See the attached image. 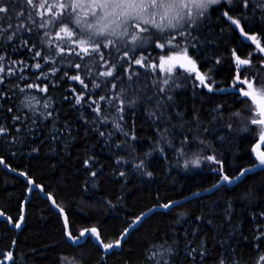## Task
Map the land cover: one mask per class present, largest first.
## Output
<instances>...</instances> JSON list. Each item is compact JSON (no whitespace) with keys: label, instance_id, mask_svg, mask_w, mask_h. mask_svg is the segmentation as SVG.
Listing matches in <instances>:
<instances>
[{"label":"trees","instance_id":"trees-1","mask_svg":"<svg viewBox=\"0 0 264 264\" xmlns=\"http://www.w3.org/2000/svg\"><path fill=\"white\" fill-rule=\"evenodd\" d=\"M262 2L249 0L245 8L240 0H234L229 15L245 16L241 26L264 44V19L258 6ZM39 3H45V8L41 9ZM56 3L57 0H34L33 7L26 0H9V6L15 7L8 19L0 21V27L11 22L13 29L9 31H17L12 41L6 39L8 33L0 35V55L5 57V73H0L4 76V83L0 84V93L4 94L0 96V125L8 129L7 135L0 136V158L4 160L0 164V261L256 264L258 255L264 254V237L255 239L258 227L264 226V216L260 215L264 213V167L247 173L234 185L223 184L171 209L154 210L130 231L120 247L110 252H105L94 236L86 235L85 241L77 245L70 242L62 213L46 198L51 195L56 206L63 209L68 232L73 236L95 227L104 243H113L145 211L216 184L219 173L213 169L218 165L203 160L204 156L215 154L223 162V172L230 177L259 162L252 152L258 139L255 127L245 125L249 117L247 104L240 102L244 98L232 88L237 72L232 53L251 60V65L241 66V77L264 75V54L223 16L229 6L223 0L210 5L205 16L199 18L198 26L188 29L191 37L177 35L165 49L156 48L149 38L129 51L130 57H146L151 65L159 64V57L168 53L169 47H188V55L197 62V71L175 67L165 85L168 74L159 67L140 66L122 58L123 45L120 51L105 50V59L116 64L114 77L98 76L106 69L100 66L102 62L93 64L90 57H85L87 69L74 55L53 57L54 64L45 63L49 49L54 51L56 45L64 43L56 38L58 28L54 24L39 27L45 20L55 18L59 9H53L50 16L47 5ZM21 11L24 17L19 16ZM28 13H32L31 18ZM32 19L35 25L31 24ZM20 20L31 27V32L17 30ZM170 34L174 33L165 36ZM36 51L41 52V57H34ZM37 62L40 69L35 67ZM73 63H81V68L76 69ZM9 67L14 69L11 75L7 74ZM53 68L58 69L54 75ZM77 73L88 88L69 78ZM197 73L206 75L213 91L201 85ZM105 81L116 83V91L125 89L123 132L115 130L112 118L117 113L106 101L100 104L111 114L109 122L105 125L93 119L90 102L106 94L114 95L111 83L105 87ZM94 83H100V88H94ZM28 85L47 86V92ZM20 88L25 91H19ZM26 95L36 98L33 110L22 103ZM77 96H83L80 103L76 102ZM45 100L50 102L47 109L43 107ZM133 100L135 105L128 107ZM116 104L119 106L118 101ZM217 106H222L219 113L214 111ZM48 112L51 116L45 115ZM237 112L240 116L234 115ZM15 115L22 120L14 121ZM97 129L105 135L100 136ZM124 132L129 135L126 137ZM185 135L195 137L188 158L199 153V166L189 164L185 168L184 158H177L179 143ZM85 161L89 163L86 165ZM141 161L143 167L138 169L136 165ZM149 171L151 176L146 174ZM30 181L40 187L29 191ZM17 223L19 228L15 227ZM168 248L172 249L171 255L165 251ZM190 248L197 249L194 260L188 255Z\"/></svg>","mask_w":264,"mask_h":264},{"label":"snow or ice","instance_id":"snow-or-ice-1","mask_svg":"<svg viewBox=\"0 0 264 264\" xmlns=\"http://www.w3.org/2000/svg\"><path fill=\"white\" fill-rule=\"evenodd\" d=\"M222 0H57L56 4L47 5V13L51 16L53 9L58 8L59 11L55 13L54 19L45 20L39 25L40 28H45L49 24H54L58 31L55 33V36L58 40L63 41V45H56L55 50L49 49L48 58L45 59V63H55L53 57H65L74 55L84 62L85 69L88 68V64L85 61V57H90L93 64L100 63V66L104 67L106 70L98 72V76L102 77H114V70L116 64L111 60L105 59V50L115 49L116 51L121 50V45L125 49L123 51V57L130 60L132 63L140 66H149L152 68H160L161 72L167 73V78L164 79L163 83L165 85L169 84V80L172 75L173 69L179 63L180 67L188 66L190 71H196L195 61L191 59L188 55V47H182L177 44L175 47H169V52L165 55L159 57V64H147V58L141 56L140 58H135L134 56H129V51H134L137 46H142L146 41L151 38L155 47L159 49H165L166 46H171L173 41L176 40L177 35L180 37H191V29L193 25L198 26V20L200 17H204L210 5L221 4ZM229 6L228 10L223 12V16L230 21L231 25H234L242 36L246 39L252 41L256 45V49L264 54V44L257 39L256 35H250L245 28L241 26V20L245 16L234 17V15H229V10L231 9L234 0H223ZM26 3L30 6L35 7L34 0H26ZM240 3L243 7L248 8L249 0H240ZM262 9V19H264V2L258 5ZM15 7V4L9 6V0H0V21L9 18L10 11ZM41 9L45 8V3H39ZM85 9L87 11L85 12ZM83 14V15H82ZM25 13L21 11L19 13L20 17H24ZM43 15V14H42ZM29 18H31L32 13H28ZM31 24L35 25L36 21L31 20ZM17 30L31 32V27L28 26L23 20H20L19 24L16 26ZM13 29L11 22L7 24V27H0V35L8 33L6 39L12 41L17 35V31H9ZM166 33H174L168 36H165ZM45 37L49 36L48 32L44 33ZM166 41L161 42V41ZM28 41H24V45L27 46ZM195 47L194 44L190 45ZM33 48L35 45L32 46ZM67 49V51H66ZM177 49H179L177 51ZM233 56L235 57V64L237 67V72L234 77V84L232 85L233 91L240 97L241 103L248 104L250 101V114H249V124L254 126H259L260 135L259 142L252 148V152L256 155V159L259 161V164L264 166V151L260 150V145L264 144V75L253 74L251 79L241 78L240 69L241 66L251 65L250 59H241L240 56L236 55L233 51ZM251 56V54H249ZM34 57H41V52L36 51ZM98 57V60H97ZM5 57L0 55V73H5L4 61ZM16 63V62H13ZM219 63V61H217ZM73 66L76 69L81 68V63H73ZM35 67L37 69L41 68L39 62L36 63ZM58 69L53 68L52 74L54 75ZM14 69L9 67L7 69V74H13ZM87 71L85 75H87ZM65 75H68L65 73ZM23 77H21L22 79ZM71 80L78 81L83 88H88V84L85 83L84 79L77 73L69 77ZM129 81L131 76L128 77ZM197 79L200 80L201 85L207 87L211 92L213 91L212 82L206 81L204 75L197 73ZM4 83V76L0 75V84ZM111 83V90L114 95L100 96L99 100H92L89 104V107L92 108V111L95 113L94 120L97 123L107 124L109 122V116L111 115L107 109L101 108V101H106L112 108L115 109L117 115L112 118V124L116 131L123 132L124 125L122 121L124 116L122 113L125 111L124 105L127 97L124 95L125 89L120 88L117 90V84L112 83V81H105V87L107 84ZM100 83H94V88H100ZM29 88L36 87L42 92H47V86L40 88L39 85H28ZM19 91L24 92V88H20ZM75 91V90H73ZM163 92L164 89H161ZM217 91H224V89H217ZM4 95L0 93V96ZM83 99V96H77L76 102L80 103ZM171 99V97H169ZM36 98L34 96H25L24 101H22L24 107L33 110L34 105L33 101ZM119 102L117 106L116 102ZM135 100L130 101L128 107H133L135 105ZM159 105V102H158ZM50 106V102L45 100L43 107L47 109ZM94 106V107H93ZM162 106V105H159ZM222 106H217L214 109L215 112L219 113ZM8 111H12L11 108ZM46 116H51V113L48 112ZM236 116H240V113H234ZM13 120H22V117L19 115L13 116ZM100 136H104L105 133L99 131ZM19 132V128H17ZM8 133V129L0 125V136H5ZM124 135L127 137L129 133L124 132ZM15 139V137H13ZM132 139H135L133 136ZM195 137L189 138L185 135L178 146V159L184 158V166L187 168L189 164L199 166L202 162L201 156L199 153L194 154V158L189 159L188 154L191 144L194 142ZM170 147H175L171 142H168ZM119 147V145H117ZM201 150H203L204 142H200ZM203 160L211 162L218 165L217 168H214L213 171L219 173L218 182L213 185V187L219 188L223 184H232L235 181L245 177L247 173L252 171V168H244L239 172V175L230 177L229 175L223 172V162L217 158L215 154L207 155L203 157ZM89 161H85L87 165ZM119 163V161H118ZM0 164H4L3 158H0ZM136 167L139 169L143 167V161L140 164H137ZM148 176L152 175V172L146 173ZM23 175V173H21ZM93 176L96 175L95 172L92 173ZM121 176L124 175L123 172L120 173ZM31 183V181H30ZM39 188L40 185H34ZM31 191V189H29ZM49 199H52L49 195ZM53 200V204H55ZM178 202H169L164 204H159L158 207L164 210L171 209L173 205ZM57 207H59L57 205ZM229 209L231 205L228 206ZM155 209H150L149 211H154ZM63 211V209H60ZM226 214H230L226 212ZM2 215V214H0ZM148 213H142L140 216L135 217L129 224L128 228H125L121 236L114 243H104L101 239L100 233L97 228H85L83 229L78 236H73L71 232L67 233L68 239L72 241L73 244H79L80 240L87 235L94 236L95 239L103 246L104 250H110L114 247H120L121 241L124 240L130 231L136 228L138 224H141L144 218ZM264 216V213H260ZM255 219V217H254ZM15 227L19 228L20 224L17 223ZM258 235L255 239L260 240L264 237V226L258 227ZM163 247V246H161ZM259 247V245L257 246ZM169 255L172 254V249L168 248L165 250ZM197 249L190 248L188 255L192 256L193 260L195 259V254ZM200 255H203L201 252ZM9 260L12 259L11 253L7 254ZM0 264H3V261H0ZM159 264V262H158ZM164 264H168V261H164ZM223 264V261L221 262ZM256 264H264V254H259L256 260Z\"/></svg>","mask_w":264,"mask_h":264},{"label":"water","instance_id":"water-1","mask_svg":"<svg viewBox=\"0 0 264 264\" xmlns=\"http://www.w3.org/2000/svg\"><path fill=\"white\" fill-rule=\"evenodd\" d=\"M250 35H253V34H250ZM242 37H244V36H242ZM245 38V37H244ZM246 39V38H245ZM246 40H248V39H246ZM259 142V138L254 142V144H253V146H252V148L257 144ZM264 144H261L260 145V150L261 151H264L263 149H262V146H263ZM254 154V153H253ZM255 155V154H254ZM256 156V155H255ZM261 167H264V166H262V165H260L259 164V162L258 163H256V164H254V165H252V166H248V167H245V168H252V171H254V170H256V169H258V168H261ZM244 169V168H243ZM237 175H239V173L237 174ZM243 177H241V179H242ZM240 179V180H241ZM240 180H238V181H235L234 183H232V184H228V185H234V184H236L237 182H239ZM215 185V184H214ZM30 189L31 190H34V189H37V187H35L34 186V184L31 182V185H30ZM217 188L216 187H209V188H207V189H204V190H202V191H199V192H197V193H194V194H192V195H189V196H187V197H185V198H182V199H179V200H173V201H171V202H178V203H175L173 206H175V205H178V204H180V203H183V202H185V201H187V200H189L190 198H193V197H196V196H199V195H201V194H205V193H209V192H212V191H214V190H216ZM41 192L43 193L44 192V189H41ZM46 198H48L49 199V195H47L46 196ZM53 200H55L54 198H52V199H50V201H51V203H52V206L54 207V209H56L58 212H61L62 213V215H63V219H64V222H65V225H66V233H68V225H67V218H66V215H65V213H64V211H60V208H58L57 206H56V203L55 204H53ZM151 209H155V210H164V209H161V208H159L158 206H156V207H153V208H151ZM150 210V209H149ZM145 211L144 213H148V215L151 213V212H153V211ZM147 215V216H148ZM146 216V217H147ZM145 217V218H146ZM144 218V219H145ZM139 225V224H138ZM137 225V226H138ZM136 226V227H137ZM87 235V234H86ZM95 238V237H94ZM85 239H86V236L84 237V238H82L81 240H80V242H79V244L80 243H82L83 241H85ZM95 241H96V243L97 244H99L100 246H101V248L104 250V248H103V246L95 239ZM124 240H122L121 241V243L123 242ZM70 242H72V241H70ZM114 243V242H113ZM77 245V244H76ZM114 248H117V247H114ZM114 248H112V249H110V250H107V251H105V252H110V251H112Z\"/></svg>","mask_w":264,"mask_h":264},{"label":"rangeland","instance_id":"rangeland-1","mask_svg":"<svg viewBox=\"0 0 264 264\" xmlns=\"http://www.w3.org/2000/svg\"><path fill=\"white\" fill-rule=\"evenodd\" d=\"M189 57H191L190 55H189ZM191 59L193 60V61H195L192 57H191ZM263 62V61H262ZM195 64H196V66H197V62L195 61ZM176 67H180L179 66V63H177V66ZM181 69H183V70H185V71H188V72H190V70H189V67L188 66H185V67H180ZM262 69H264V62H263V66H262ZM197 71V70H196ZM204 75V74H203ZM205 77H206V75H204ZM241 78H245V77H241ZM248 79H251L252 77H247ZM250 101L248 102V104H247V112H248V115L250 114ZM249 118V117H248ZM247 118V120H246V126H248L249 125V122H248V119ZM255 127V132H256V136L259 138V135H260V128H259V126H254ZM65 264H79V263H77V262H75L73 259H67L66 260V262H65Z\"/></svg>","mask_w":264,"mask_h":264}]
</instances>
